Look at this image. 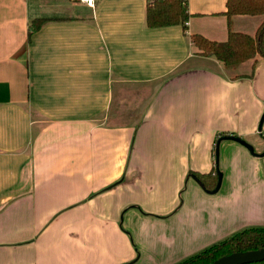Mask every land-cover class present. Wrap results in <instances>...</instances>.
Here are the masks:
<instances>
[{"label":"crops","instance_id":"obj_1","mask_svg":"<svg viewBox=\"0 0 264 264\" xmlns=\"http://www.w3.org/2000/svg\"><path fill=\"white\" fill-rule=\"evenodd\" d=\"M147 2L0 0V264H177L264 227V156L213 155L220 133L264 152V57L227 69L190 37L264 15L186 0L185 30L149 28Z\"/></svg>","mask_w":264,"mask_h":264},{"label":"trees","instance_id":"obj_2","mask_svg":"<svg viewBox=\"0 0 264 264\" xmlns=\"http://www.w3.org/2000/svg\"><path fill=\"white\" fill-rule=\"evenodd\" d=\"M225 6L224 14L228 20L232 15H264V0H226ZM146 8L145 23L149 28L179 24L185 30L188 18L186 0H148ZM46 21L45 18L33 20L29 25L30 30H38ZM227 36V40L216 42L198 34L190 35L201 56H213L227 69L237 68L256 56L264 57V18L254 36L235 32L231 30L230 25ZM227 135L220 133L217 140ZM213 155L215 157V147ZM217 170L215 166L212 172L207 174L194 172V176L206 191H210L217 185ZM260 247H264V227L253 226L225 237L177 264H209L224 255L253 251ZM253 264H264V260Z\"/></svg>","mask_w":264,"mask_h":264},{"label":"water","instance_id":"obj_3","mask_svg":"<svg viewBox=\"0 0 264 264\" xmlns=\"http://www.w3.org/2000/svg\"><path fill=\"white\" fill-rule=\"evenodd\" d=\"M263 120H264V113L262 114L260 118V128L263 125ZM222 139H227V140H232V141H237L240 144H242L248 151L249 153L258 155V156H264V152L261 154H256L253 151V146L246 142L244 139H241L239 136L235 135H227V136H222L218 139L216 143V148H215V162L216 165L218 164V146L221 142ZM222 175L219 170H217V185L213 190H210L209 192H217L221 186ZM264 260V247H260L258 249H254L253 251H247V252H239V253H234L230 255H224V257H220L218 259L213 260L209 264H253L254 262H259Z\"/></svg>","mask_w":264,"mask_h":264},{"label":"built area","instance_id":"obj_4","mask_svg":"<svg viewBox=\"0 0 264 264\" xmlns=\"http://www.w3.org/2000/svg\"><path fill=\"white\" fill-rule=\"evenodd\" d=\"M76 1L81 3V4H85L88 7L93 8L95 6L97 0H76Z\"/></svg>","mask_w":264,"mask_h":264},{"label":"rangeland","instance_id":"obj_5","mask_svg":"<svg viewBox=\"0 0 264 264\" xmlns=\"http://www.w3.org/2000/svg\"><path fill=\"white\" fill-rule=\"evenodd\" d=\"M126 100H127V101H126V104H125V109H124V110H125V113H124V114H128V113L131 114V112H129V110H128V109H129V102H128V99H126Z\"/></svg>","mask_w":264,"mask_h":264}]
</instances>
